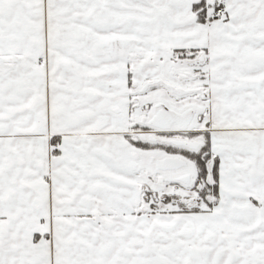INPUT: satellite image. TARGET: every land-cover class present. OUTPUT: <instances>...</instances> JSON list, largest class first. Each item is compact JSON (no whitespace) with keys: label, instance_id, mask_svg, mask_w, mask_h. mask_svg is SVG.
Segmentation results:
<instances>
[{"label":"snow or ice","instance_id":"6c2138e0","mask_svg":"<svg viewBox=\"0 0 264 264\" xmlns=\"http://www.w3.org/2000/svg\"><path fill=\"white\" fill-rule=\"evenodd\" d=\"M0 264H264V0H0Z\"/></svg>","mask_w":264,"mask_h":264}]
</instances>
